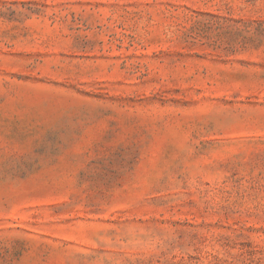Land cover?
Returning a JSON list of instances; mask_svg holds the SVG:
<instances>
[{
  "label": "rangeland",
  "instance_id": "rangeland-1",
  "mask_svg": "<svg viewBox=\"0 0 264 264\" xmlns=\"http://www.w3.org/2000/svg\"><path fill=\"white\" fill-rule=\"evenodd\" d=\"M0 264H264V0H0Z\"/></svg>",
  "mask_w": 264,
  "mask_h": 264
}]
</instances>
